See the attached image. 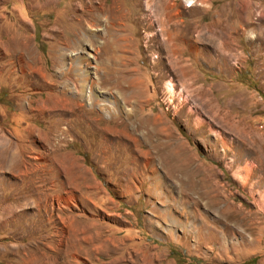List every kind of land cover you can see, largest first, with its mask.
<instances>
[{"label":"rangeland","instance_id":"1","mask_svg":"<svg viewBox=\"0 0 264 264\" xmlns=\"http://www.w3.org/2000/svg\"><path fill=\"white\" fill-rule=\"evenodd\" d=\"M191 1L0 0V264H264V0Z\"/></svg>","mask_w":264,"mask_h":264},{"label":"bare ground","instance_id":"2","mask_svg":"<svg viewBox=\"0 0 264 264\" xmlns=\"http://www.w3.org/2000/svg\"><path fill=\"white\" fill-rule=\"evenodd\" d=\"M188 1H190V4H188V6H192L193 2L191 0H188ZM239 3H241V2H239ZM257 4L258 3H257V1L255 2V0H248L246 5L244 6V8L242 7L243 9H241V8H237L236 9V12H237L236 18L239 21H245V18H246L247 15H252L253 14V9L254 8H257L258 6L260 8V5H257ZM159 8H161L162 11H163V19L161 21V24L163 25L162 31H163L164 34H165V31H166V34H167L166 41L167 40L170 41V40L173 39V36L170 33H171L172 29L177 27L173 23H171L172 19L174 18V14L172 13V10H171L173 8V3L171 2V0H163V2L161 4V7H159ZM259 11H260V13L257 16V20L259 22H262V21H264V7L261 6V9ZM259 22H258V24H260ZM167 23H168V25H167ZM263 42H264V37H263Z\"/></svg>","mask_w":264,"mask_h":264}]
</instances>
